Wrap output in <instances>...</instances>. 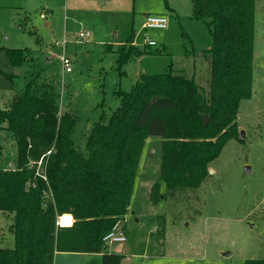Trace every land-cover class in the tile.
<instances>
[{"label":"rangeland","instance_id":"1","mask_svg":"<svg viewBox=\"0 0 264 264\" xmlns=\"http://www.w3.org/2000/svg\"><path fill=\"white\" fill-rule=\"evenodd\" d=\"M97 2L0 0V108L28 80L40 90L50 87L60 111L75 116L72 137L82 150L94 122L102 116L107 120L120 105L116 88L131 90L141 74L171 67L187 76L195 72L206 90L211 77L213 38L206 23L193 17L192 0ZM146 14L166 15L167 27L145 28ZM81 30L91 32L88 41L79 37ZM132 33L134 44L151 52L130 60L121 74L118 48ZM146 36L157 44L149 46ZM8 48L27 49V60L12 65ZM51 52L69 56L71 71ZM253 61L252 95L242 100L237 116L240 136L211 162L201 186L167 190L159 180L162 138L148 136L123 221L128 239L108 244L105 251L122 254L128 264H247L264 258V0H256ZM0 143V166L15 162L17 143L5 128H0ZM158 180L160 199L154 200ZM11 220L0 212L2 247L14 245ZM102 256L58 251L54 264H102Z\"/></svg>","mask_w":264,"mask_h":264},{"label":"trees","instance_id":"2","mask_svg":"<svg viewBox=\"0 0 264 264\" xmlns=\"http://www.w3.org/2000/svg\"><path fill=\"white\" fill-rule=\"evenodd\" d=\"M192 4L193 17L206 23L213 38L208 90L195 72L187 76L171 67L143 73L131 90L115 89L120 105L107 120L102 116L94 122L85 134L86 150L72 137L75 116L60 111L50 87L40 90L28 80L0 108V128L18 148V168L0 169V210L13 214L9 229L14 236L12 247L0 246V264H54L58 251L103 253L102 264H120L123 255L105 251L103 238L119 219L124 221L148 136L162 138L159 180L167 190L201 186L211 162L230 139L239 138V108L253 90L256 0ZM134 37L118 48L121 74L130 60L151 52L134 44ZM6 52L14 66L28 57L24 48ZM42 156L47 178L28 167ZM159 180L154 200L160 199ZM63 212L74 215L73 226L56 224ZM247 264H264V258Z\"/></svg>","mask_w":264,"mask_h":264},{"label":"built area","instance_id":"3","mask_svg":"<svg viewBox=\"0 0 264 264\" xmlns=\"http://www.w3.org/2000/svg\"><path fill=\"white\" fill-rule=\"evenodd\" d=\"M91 1V0H90ZM92 1H100V2H106L108 0H92ZM42 17H45L44 14H41ZM168 25V18L164 14H146L144 27L145 28H166ZM91 36V32L89 30H81L79 32V37L82 38L84 41H88ZM147 44L149 46H155L157 43L153 39H149L146 36ZM67 40L65 39L63 41L64 46L66 45ZM51 56H57L59 60L62 62L63 69L65 71H71L72 69V61L69 56L66 54H60L57 55L54 52H51ZM52 149L48 150L47 155L50 154ZM44 156V155H43ZM43 156L39 160H31L28 164V167L35 168L37 174L42 175L44 178H47L46 176V164L43 160ZM17 163L10 162L5 166H0V169H6V170H14L17 169ZM75 223V217L70 212H63L58 214L56 224L60 227H71ZM128 239L126 228L123 220H118L111 231L107 233L103 240H104V246L107 247L108 244L112 242H123Z\"/></svg>","mask_w":264,"mask_h":264},{"label":"crops","instance_id":"4","mask_svg":"<svg viewBox=\"0 0 264 264\" xmlns=\"http://www.w3.org/2000/svg\"><path fill=\"white\" fill-rule=\"evenodd\" d=\"M110 2H112V0H108V1H106V2H97V3H99L100 4V6H106V5H108V4H110ZM42 18H45V17H42ZM48 59V61H50V58H47ZM138 79V78H137ZM136 79V80H137ZM4 102H6L7 103V101L5 100ZM5 103V104H6ZM0 212L1 213H4V214H6V215H11V219H13V214L12 213H5V212H3V211H1L0 210ZM12 222V220L8 223V228H9V224ZM1 227H3V226H1ZM9 232L11 233V231H10V229H9ZM11 235H13L12 233H11ZM14 237V236H13ZM124 257V256H123ZM128 264V263H127Z\"/></svg>","mask_w":264,"mask_h":264},{"label":"water","instance_id":"5","mask_svg":"<svg viewBox=\"0 0 264 264\" xmlns=\"http://www.w3.org/2000/svg\"><path fill=\"white\" fill-rule=\"evenodd\" d=\"M209 62H210V60H209ZM204 122H205V125H207L208 122H209V116L206 115V114L204 115ZM210 170L212 171V168H210ZM127 261H128V258L127 257H123L121 259V261H120V264H127Z\"/></svg>","mask_w":264,"mask_h":264}]
</instances>
